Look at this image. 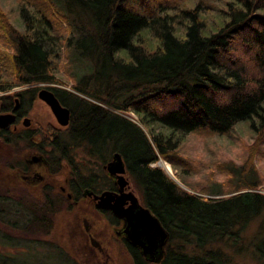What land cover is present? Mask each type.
Here are the masks:
<instances>
[{
  "label": "trees",
  "instance_id": "1",
  "mask_svg": "<svg viewBox=\"0 0 264 264\" xmlns=\"http://www.w3.org/2000/svg\"><path fill=\"white\" fill-rule=\"evenodd\" d=\"M11 2L18 22L0 0V94L60 84L64 70L76 94L66 90L60 101L73 120L91 135L119 137L134 180L169 242L192 239L194 255L167 247L161 264H230L219 247L205 248L216 243L235 248L253 224V255L264 264V194L257 191L263 180L253 162L264 145V0ZM82 60L121 63L123 74L126 68L132 76L71 75ZM240 123L252 129L254 141L241 179L226 183L224 194L232 196L203 200L151 167L159 158L174 169L175 161L185 166L173 155L179 140L193 133L228 136ZM180 221L197 223L200 232Z\"/></svg>",
  "mask_w": 264,
  "mask_h": 264
},
{
  "label": "flooded vegetation",
  "instance_id": "2",
  "mask_svg": "<svg viewBox=\"0 0 264 264\" xmlns=\"http://www.w3.org/2000/svg\"><path fill=\"white\" fill-rule=\"evenodd\" d=\"M45 88L67 108L60 101L66 89ZM39 91L25 86L0 94V116L10 120L0 128V225L9 230L2 239L11 244L31 235L25 244L48 243L38 246L44 254L36 256L60 258L62 264H161L169 233L164 255L156 261L155 253L143 255L128 240L125 220L109 209L116 204L128 209L133 200L149 209L120 138L82 130L68 108L62 125ZM103 194L108 200L102 202ZM28 245L20 251L24 259L32 257Z\"/></svg>",
  "mask_w": 264,
  "mask_h": 264
},
{
  "label": "rangeland",
  "instance_id": "3",
  "mask_svg": "<svg viewBox=\"0 0 264 264\" xmlns=\"http://www.w3.org/2000/svg\"><path fill=\"white\" fill-rule=\"evenodd\" d=\"M3 9L6 13L10 14V17L13 21L18 22L19 18L16 11L13 8L11 0H1ZM87 47L90 44H86ZM107 60H82V66H74L73 72L71 70V75L74 73L79 74L80 76L89 73L90 75L95 73L100 76H115L125 79L132 76L128 73L125 68V74H123V65L121 63H109ZM85 68L84 69L82 68ZM61 76V83L57 85L48 84L43 87H62L66 90H71L73 81L70 77H67L64 70H59ZM117 71V73H116ZM63 72V73H62ZM86 72V73H85ZM116 77V76H115ZM114 87L113 83H110ZM38 90L43 89L41 86L37 85ZM39 91V92H40ZM40 110V106L37 108ZM127 118L132 120L137 124L143 133L145 134L150 145L154 146L152 141V136L149 132L140 124L137 118L129 113L126 115ZM254 141L253 131L245 123H240L230 132L228 136L216 137L210 136L205 133H193L189 134L186 137H183L178 142L177 149L175 151L174 157L179 158L182 162H186L184 165H180L178 161H175L177 164V169L170 166L171 174L169 175L165 170L159 167L158 163L153 164V167H157L163 171V173L171 179L182 191L201 198L203 200H217L224 199L229 197L230 194L226 193V183L229 182V179L234 178L237 181L241 179L240 169L243 168L245 160L247 159V154L249 152L250 146ZM159 161V162H160ZM253 162L255 167L262 175V185L257 189L258 192L264 194V145L260 146V156L254 157ZM173 178V179H172ZM236 185V181H235ZM224 194V195H222ZM234 195V194H233ZM232 196V195H230ZM187 212V211H185ZM181 226L187 228L190 226L192 232H200L201 226L197 223H188L187 221H180ZM257 225L253 224L250 226L245 233L241 236V239L236 244V247L231 248V244H222L216 243L212 246L208 245L205 249H217L218 247L230 257V264H258L255 256L253 255V250L251 246L252 236L255 234ZM1 233H9L8 229H2L0 225V264L3 262H12V264H24L23 261L30 264H62L60 258H51L44 259L36 255L44 254L41 252L40 245H48L45 241H37L40 244L33 243L25 244L24 238H30L31 235H22L19 241H14L15 243L9 244V242L2 239ZM2 236V237H1ZM36 238V237H35ZM34 238V239H35ZM190 244L182 241L179 242L174 237L172 241L168 243V249L173 250L175 248L181 247L183 253L194 255V244L192 239L188 240ZM28 245L29 251L28 255L32 256L29 259L25 258L24 255L20 252L25 249L23 246ZM11 246L13 247L11 249ZM236 251V252H235ZM26 255V254H25ZM10 256V257H8ZM36 256V257H34ZM27 257V256H26Z\"/></svg>",
  "mask_w": 264,
  "mask_h": 264
},
{
  "label": "water",
  "instance_id": "4",
  "mask_svg": "<svg viewBox=\"0 0 264 264\" xmlns=\"http://www.w3.org/2000/svg\"><path fill=\"white\" fill-rule=\"evenodd\" d=\"M38 96L49 106L59 123L66 125L69 117L68 109L62 107L54 95L46 89H42ZM5 122L9 123L10 120L6 119L5 116H0V128L3 127ZM117 158L119 157L117 156ZM107 197L108 194H103L100 200L102 202L106 201L108 200ZM109 209L117 217L125 220V233L128 236V240L134 246H138L142 250L143 255L152 256L155 253L157 255L156 261L157 259L160 261L164 255V247L168 240V233L151 211L137 206L135 200H133V205L128 209H124L118 204L112 205Z\"/></svg>",
  "mask_w": 264,
  "mask_h": 264
},
{
  "label": "bare ground",
  "instance_id": "5",
  "mask_svg": "<svg viewBox=\"0 0 264 264\" xmlns=\"http://www.w3.org/2000/svg\"><path fill=\"white\" fill-rule=\"evenodd\" d=\"M159 166H160L163 170H165L169 175L171 174L170 166H169L167 163H165V162H163V161H160Z\"/></svg>",
  "mask_w": 264,
  "mask_h": 264
}]
</instances>
